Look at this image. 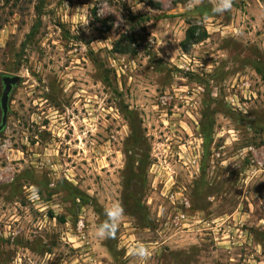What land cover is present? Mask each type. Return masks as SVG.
Wrapping results in <instances>:
<instances>
[{
	"label": "rangeland",
	"instance_id": "rangeland-1",
	"mask_svg": "<svg viewBox=\"0 0 264 264\" xmlns=\"http://www.w3.org/2000/svg\"><path fill=\"white\" fill-rule=\"evenodd\" d=\"M215 3L0 0V264H264V0Z\"/></svg>",
	"mask_w": 264,
	"mask_h": 264
},
{
	"label": "clouds",
	"instance_id": "clouds-1",
	"mask_svg": "<svg viewBox=\"0 0 264 264\" xmlns=\"http://www.w3.org/2000/svg\"><path fill=\"white\" fill-rule=\"evenodd\" d=\"M232 4L233 0H216L212 11L215 14H223L232 8ZM123 215L124 209L119 203H114L111 207L106 208V219L96 228L95 236L99 239H115ZM130 251L137 259L138 264H147L151 255V250L147 245L137 242Z\"/></svg>",
	"mask_w": 264,
	"mask_h": 264
},
{
	"label": "water",
	"instance_id": "water-1",
	"mask_svg": "<svg viewBox=\"0 0 264 264\" xmlns=\"http://www.w3.org/2000/svg\"><path fill=\"white\" fill-rule=\"evenodd\" d=\"M21 81L19 74H4L2 76L3 90L0 97V107L2 110V117L0 120V132L3 131L8 121L9 101L14 87Z\"/></svg>",
	"mask_w": 264,
	"mask_h": 264
},
{
	"label": "trees",
	"instance_id": "trees-1",
	"mask_svg": "<svg viewBox=\"0 0 264 264\" xmlns=\"http://www.w3.org/2000/svg\"><path fill=\"white\" fill-rule=\"evenodd\" d=\"M206 36H207V31L205 29L202 33H200V32H197L196 29H194V26L192 24H190V27L187 30L186 41L183 43V48H185V50H187V48L189 47V43H191V44L198 43L199 41L205 39ZM124 50H125L124 52H127L126 49H124Z\"/></svg>",
	"mask_w": 264,
	"mask_h": 264
}]
</instances>
